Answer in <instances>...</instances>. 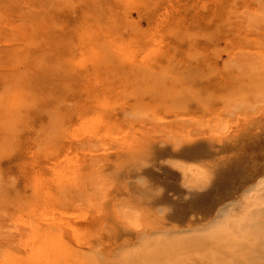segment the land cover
<instances>
[{
  "label": "rangeland",
  "instance_id": "1",
  "mask_svg": "<svg viewBox=\"0 0 264 264\" xmlns=\"http://www.w3.org/2000/svg\"><path fill=\"white\" fill-rule=\"evenodd\" d=\"M175 11L178 12V16L177 12L174 14ZM217 11V4L214 0H129V2L128 0L127 2L125 0H0V257L2 258H0V263L10 264L12 262L9 259L11 250L8 249L10 247L8 246V235L14 227L11 228L14 223L12 222L14 221L13 217L20 213L22 209L25 210L24 207L28 204L39 200L40 196L33 188L34 176L43 173L46 178H52L56 164L65 165L68 162L67 156L71 155L79 146H83L80 140L82 137L80 128L83 121L90 118L94 114L93 111L95 112L93 103L96 102L98 96H102L98 95L97 92H102L106 87L110 90L112 89L111 86H117V89L114 88L111 91L114 94L110 97L112 101L110 103L111 110L109 109L111 113L114 111L113 115L118 116L117 118L124 119L128 117L131 119V116H134V111L128 108L132 104L131 107H134V105L137 106L144 102L143 105L149 103L152 106L154 102V105H158V117L163 116L158 120L164 119V122H168V125L179 122L180 114L182 117L185 115L184 118L186 117V119L189 118L187 116L196 118L195 116L198 115L197 120L200 121L201 130L204 127L206 128L207 125L209 129H212V126H214L213 121L216 122L218 115L222 116L220 117L223 122L230 120V118L235 119L237 113L235 114L232 110L233 104L230 105L228 102L231 103L236 97L238 101L241 98L240 101L244 100L243 102L246 104V99L249 98V102L251 100V102H255L254 99L261 96V98H257L258 105H263L262 102L264 103V101L261 102L260 99L264 100V96H262L264 92L257 96V92L254 91L256 88L253 87L260 80L252 77L253 75L248 72L247 67L244 66L246 69L243 68V61H239L242 60L240 50L242 49V53L246 54L244 49H247L248 53L253 47V43L247 39L250 31L245 32H248V35L243 32L245 29L242 28L244 24L240 20L241 18L236 20H239L243 25L237 21L236 24L230 23L220 16V12ZM179 16L182 22H179ZM177 22L179 24L175 25ZM91 24H100L111 27V29L115 27L112 31L109 28L111 32V34L109 32V35L118 40L116 42L114 39L113 46L107 48L99 62L83 55L86 49L82 45L84 37L82 38L80 33ZM162 24L167 25L164 27L165 30L161 28ZM174 25L178 27L173 30L176 34L172 35ZM179 26L184 28L178 29ZM170 27L172 32H170ZM144 30L149 32H144ZM251 31H255L254 33L251 32L252 35L258 33L257 30ZM162 32L164 36L167 35L166 39ZM149 33H151L150 36ZM156 34H160L161 39L158 36L159 41L152 39L153 37L158 38ZM238 34L242 35L244 40ZM251 34L250 36H252ZM116 35L122 39L126 38V41L122 39L120 41ZM144 36L151 37V40ZM131 38L135 42L139 40L138 45H134L135 42ZM237 38H239V41ZM167 41L170 42V46ZM123 42L128 49L135 50L137 46L136 52L139 51L140 47H144L146 43L149 47L155 44V47L151 49L148 46L146 48L142 47L141 49L144 52L140 49V52L137 55L135 54L136 56L133 55V58L127 56L128 59L131 58L132 61H130L126 56L116 54L113 51V48H117L118 43V46L121 47V44H124ZM127 48L126 50H128ZM155 48L159 52L154 51ZM146 50L149 52H146ZM158 53L160 55L156 56ZM74 54L80 57H74ZM143 54L147 56L145 57ZM116 55L123 56L125 59ZM153 55H155L154 58ZM230 59L232 62L235 61L234 65L236 67L231 65L232 69L229 67L224 68L226 65L230 66ZM237 60L241 62V65ZM148 61L150 62L149 67H147ZM121 62L124 63V66ZM83 64L85 67L79 70V67H83ZM237 65L249 74L244 73L245 76L242 77L244 70H240ZM117 67H120V69ZM97 68L99 69L97 70ZM237 68L242 73L236 70ZM83 69L85 70L83 71ZM119 70L123 73H120ZM233 70L235 73L237 71V75L238 72L241 75L239 74L238 78L237 75L232 76L231 72ZM95 73L98 77L100 76V79L96 77ZM89 74L91 77H88ZM104 75L107 76L108 80L110 76L111 81L109 80V84L104 83L106 79ZM89 78L91 81H89ZM98 80H101L102 83ZM94 82H96L97 87ZM98 82L100 85H98ZM86 84L88 85L85 87ZM103 84H105L104 87ZM236 84L237 86H235ZM121 87L127 89V91L125 92V89L122 90ZM115 89L116 91H114ZM129 90L130 94H128ZM246 90L252 91L250 94L240 97L239 93ZM95 94L98 96L96 97ZM115 95L120 96L123 100H116ZM252 96L254 99H252ZM128 101H133L130 106ZM145 101L151 102L146 104ZM87 104L89 107H87ZM226 107L228 108L225 109ZM128 110H131L129 112L132 114ZM192 114L196 115L193 116ZM228 117L230 118L226 119ZM203 118L204 121L207 120L209 123L205 121L207 124H203ZM173 119H177V121L175 122ZM168 120H171V122ZM166 123H158V143L141 158L140 162L142 164L136 171L137 174L134 173L130 176L128 185L130 189L132 186L134 187L135 197L153 204L160 219H169L167 221L171 222L169 223L171 225L166 226V228L161 226V231L158 229L159 232H166L165 234L170 233L171 235H180L181 233L187 235L193 232H186L187 224L196 218L198 220L194 224L195 231L206 232L210 229L214 213L207 209L208 206H205L207 205L205 202L203 205L200 204L202 203L200 201L196 202L195 193L189 191L185 186L179 188L177 180L172 177L173 174L166 172L169 167V164L166 163L168 158L185 156L195 146H204L202 144L207 141L204 136L205 130L197 135L199 130L198 127L195 128L194 131L196 129L198 131L194 135H190L202 137L193 145L186 146L179 153L174 148L173 142H161V132L163 127L167 126ZM215 124L214 129L221 128L220 124L218 127L217 123ZM181 135L183 140L189 138L187 134L184 136L182 133ZM189 148L191 149L189 150ZM186 149L189 151H186ZM162 153L164 155L168 154V157L166 155L163 157ZM173 185H177L175 189ZM151 189L153 190L151 191ZM179 189L182 190L179 191ZM194 199L196 200L194 201ZM229 199L225 200V204H222L223 209L230 206L229 201L233 197ZM199 206H202L201 210L198 209ZM192 207L197 208L199 211L192 209ZM170 214H173L174 218L172 215L169 216ZM6 228H10V230H7L9 232L6 231ZM2 229L5 231L1 232ZM168 229H170V232H168ZM1 233L3 234L1 235ZM5 246V250H2ZM252 258L248 264L264 262L263 254L254 253ZM1 260L5 262H1ZM241 264H244V262H241Z\"/></svg>",
  "mask_w": 264,
  "mask_h": 264
},
{
  "label": "bare ground",
  "instance_id": "2",
  "mask_svg": "<svg viewBox=\"0 0 264 264\" xmlns=\"http://www.w3.org/2000/svg\"><path fill=\"white\" fill-rule=\"evenodd\" d=\"M125 1L127 2V0ZM214 2L217 4V9L220 12L219 14H221L220 16L225 20L227 19L228 22L236 24V19L241 18L240 20H242L244 25L239 22V20L237 22L243 25L242 28L245 29L243 31L244 33L250 31L251 34V30L258 31L255 35L251 34L252 36H250L248 32L245 33L247 35L249 34V36H246L248 37L247 39L253 43V47L251 51L248 49L250 51H248V53L246 51L247 49L243 48L246 54H243L241 49L240 52L242 56H244H238L242 58V60L239 61H243V68L247 67V70H249L248 72L253 75L250 76L260 80L253 86L256 88L254 91L257 92L256 95L258 96L260 93L264 92V0H214ZM176 12L177 11L172 13L176 14ZM178 12L180 15L179 10ZM178 20L182 22L181 18ZM179 22L175 25L179 24ZM175 25L172 31L175 30ZM165 26L167 25L162 24L161 28L163 29ZM179 27L178 29L184 28L182 26ZM109 28L111 29V27L100 24H91L84 28V31L80 33L81 37H84L82 45L86 49V51H82L83 55L90 57V59L95 62L101 60L107 48L113 46L115 40L116 42L118 41L117 38L110 37ZM113 28L115 29V27ZM148 30H144V32ZM151 30L150 32H152ZM172 31L170 27V32ZM144 32L142 31L143 34H145ZM167 32L169 33V31ZM254 32L255 31L252 33ZM173 33L172 35L176 34V32ZM150 34L151 33L148 35L150 36ZM159 35H157V37ZM162 35L164 36V33ZM116 36L118 37V35ZM166 36H164V38ZM144 37L150 39L152 35L151 37ZM159 37H153L152 39H157L159 41ZM240 37L243 38L242 35ZM118 39L120 40L122 38L118 37ZM125 39L126 38L122 40ZM237 39L239 41V38ZM132 40L134 41V39ZM138 41L139 40L136 41L137 43L134 41V45H138ZM169 43L170 42H168V45L170 46ZM131 44L133 45V43ZM118 45L117 48H113V51L116 52V54L126 56V58L127 56L133 58V55L136 56L143 47H140L139 51L136 52L137 46L135 50L131 48L130 50L125 46V43L121 44V47ZM248 45L250 44L248 43ZM147 46L146 43L143 48ZM152 47L154 48L155 44L152 45ZM152 47H149V49ZM126 48L128 50H126ZM156 48L154 51L159 52ZM148 50H146V52ZM141 51H143V49H141ZM169 52L168 54L171 56ZM78 55L75 56L74 54V57H78ZM143 55L145 57L147 56L145 54ZM159 55L160 53L156 56ZM154 56L155 55H153V58ZM118 57L121 58L123 56ZM238 57L237 59H239ZM123 58L125 59V57ZM131 58L127 59L132 61ZM82 61L85 62L83 59ZM239 61L237 60V62ZM233 62L231 60L230 66L226 65L224 68L229 67L232 69L231 65L235 64V61ZM146 63L145 60V64ZM149 63L148 61L147 67H149ZM224 63L223 61V64ZM239 63L241 65V62ZM84 67L83 64V67H79V70ZM125 67L127 66L125 65ZM234 67L236 66L234 65ZM238 68L236 70H238ZM243 68L239 69L244 70ZM98 69L99 68H97V70ZM118 69H120V67ZM220 69L222 70V68ZM84 70L85 69H83V71ZM240 70L238 71L242 73ZM119 71L123 73L121 70ZM233 71L231 72L232 76H236L237 71L236 73L235 71L233 73ZM239 72L238 75H241ZM248 72L246 71V73ZM244 73L245 70L243 71L242 77ZM97 74L99 75V73ZM238 75L236 76L237 78ZM88 77H91L90 74ZM96 77L100 79V76L98 77L96 75ZM105 77L104 83L109 84V80L111 81L110 76L109 80L107 76ZM89 81H91V79ZM99 82H101V80ZM95 83L96 82H94V84ZM105 84H103V87ZM87 85L88 84H86L85 87ZM98 85H100V83ZM101 86L100 88H102ZM235 86H237V84ZM111 88L112 89L108 90L106 87L102 92H97L98 95L102 96L95 94L96 97L98 96L95 100L96 102L93 101L96 103H93L95 112L93 111L94 114L83 121L81 125L82 129L80 128L82 131L80 140L83 146H79L71 155L67 156L68 162L65 165L63 164V166H60V164H56L52 178H46L43 173L34 176L33 188L40 197L38 202L28 204L24 207L25 210L22 209L20 213L13 217L14 221L12 222L14 223L11 228L14 227L8 235V246L10 247L8 248L6 245L7 248L11 250V257H8L12 262L9 260V263L239 264L240 262L241 264V262H244V264H248L254 253L258 255L263 254L264 256V103L262 102L264 100L260 99L263 104L261 106L258 105L257 100V98L259 99L261 96L257 97L253 95L257 97L254 99L252 96L255 102H251L252 100L249 102L250 99L247 97L246 104L243 102V99L242 102L240 101L241 98H239L238 101L237 97L234 99V101L237 102H228L230 105L233 104L234 109L232 108V110L235 114L237 113L236 118L234 117L235 119L228 117L226 119L230 118V120L223 122L221 119L222 116L218 115V117H216V114L215 117L216 119L218 118L216 122L211 118L214 122L213 128L209 129L207 125L206 128L204 127V129H202L203 131L205 130L204 136L207 138V141L202 144L204 146L197 145L192 148V150L189 148L190 151L186 149V151L189 152L188 154L186 153V155L184 154L185 156H173L167 159L166 163L169 164V167L166 172L173 174V176H170L177 180V185L180 186L179 188L185 186L189 191L195 193L196 202L198 203L200 201L202 205L205 202V204H207L205 206H208L207 209L214 213V219L211 222L210 229L206 232L203 230V227L202 230L204 232L195 231L196 228H194V224H196L198 220V218H196L192 219L190 223L187 224V228H185L187 233L193 231L192 233L187 235H183V233L180 235H171L170 233L165 234L166 232L162 233L158 230L161 226L162 228L170 226L171 224L169 225V223L171 222L167 221L169 219H160L153 204L135 197L134 194L136 192L133 191L135 190L134 187L132 186L131 188L132 192L128 185V179L132 174H137L136 171L140 168V164H142V162H140L142 160L141 158L158 143V123L161 122V124H164L166 122H164V119L158 120L163 116L158 117V105H154V102L152 106L151 104L149 105L148 102L151 101H145L146 104L148 103L147 105H143L144 102H141L140 105H137L139 102L135 103L137 106L134 105V107H131L133 106V104L131 105L133 101H128L130 103L129 106L131 105V108L128 106V109L134 111V116H131V119L128 117L124 119L117 118L118 116L116 117L113 115V109L112 113L109 111L112 101L110 97L114 94V92L111 91L114 88L117 89V86H111ZM118 88L120 87L118 86ZM116 89L114 91H116ZM123 89L125 88H122V90ZM126 91L127 89H125V92ZM251 91L252 90H246L239 93L240 97L250 94ZM128 94H130V90ZM115 96L117 97V95ZM119 97H117L116 100H121V97ZM87 107H89L88 104ZM129 111L131 112V110H128V112ZM195 115L196 114L193 116ZM180 116L182 117L181 114ZM184 116L185 115H183L182 118L180 117V120L178 117L179 122L177 123L167 125V122V126L163 127V133L161 132V142H173L174 148L179 153L184 150L186 146L193 145L202 137L191 136L198 130L199 132L197 135L202 131L200 121L197 120L199 116L197 115L198 117L195 116L196 118H191L192 116L186 115L189 117L187 119L186 117L184 118ZM213 119L215 120V118ZM168 121L171 122V120ZM176 121L177 119L175 122ZM202 121H204V118ZM205 121L203 124L206 123ZM207 123L209 122L207 121ZM215 123H217V127L219 124L221 125V128L219 127L220 130L219 128L214 129L216 126ZM195 128L198 130L196 129V131H194ZM203 131L201 133H203ZM182 133L184 136L187 134L189 138L183 140V137L181 138ZM165 155L163 154V157H165ZM63 158L66 159L65 157ZM167 179L169 180V178ZM176 186H174V189ZM152 190L153 189H151V191ZM180 190L182 189H179V191ZM231 197H233V199L229 201L230 206L227 209H223L222 204H225V200H230L229 198ZM196 199H194V201ZM193 207L192 209H197ZM201 207L199 206L198 209ZM175 209L174 211H176ZM183 211L185 212V210ZM173 214L169 216H173ZM6 223L4 224L6 225ZM3 229L1 232L5 231ZM8 229L10 230V228ZM8 229L6 228V231ZM168 232H170V229H168ZM2 234L3 233H1V235ZM2 246L4 245L2 244ZM6 246L3 247L4 249L2 250H5ZM260 250H262L261 253H259ZM258 259L260 260V257ZM1 262L5 261L1 260ZM259 263L263 264L264 262Z\"/></svg>",
  "mask_w": 264,
  "mask_h": 264
}]
</instances>
